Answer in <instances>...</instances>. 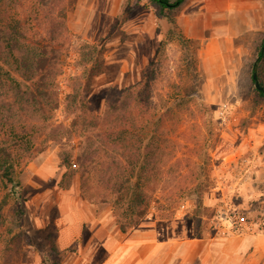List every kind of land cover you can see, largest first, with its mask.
Returning a JSON list of instances; mask_svg holds the SVG:
<instances>
[{"label":"rangeland","instance_id":"374dc122","mask_svg":"<svg viewBox=\"0 0 264 264\" xmlns=\"http://www.w3.org/2000/svg\"><path fill=\"white\" fill-rule=\"evenodd\" d=\"M51 1L48 19L41 0L5 3L10 13L33 25V39L62 51L53 124L69 125L66 97L77 83L99 117L121 91L135 87L144 90L134 111L137 116L144 108V120L156 121L168 107H179L174 109L179 117L167 125L171 149L161 181L137 227L157 222L184 229L189 237L223 234L229 223L222 225L217 216L225 212L235 214L236 232L264 234V99L253 78L256 74L260 82L254 64L264 40V0H233L231 10L197 11L203 18L192 35L185 10L190 0H184L176 25L187 44L165 41L169 23L149 0H123L115 13L110 12L113 0H104L108 6L98 10L96 0ZM85 44L97 48L91 63H86ZM259 73L264 83V66ZM80 143L78 136L72 139L75 154ZM44 146L18 167L17 188L0 183V264H62L57 244L62 213L85 210L63 205L65 199L83 200L119 229L114 209L101 202L107 196L103 187L86 197L79 176L70 190L59 187L62 160L71 149L67 142L37 144Z\"/></svg>","mask_w":264,"mask_h":264},{"label":"trees","instance_id":"16d2710c","mask_svg":"<svg viewBox=\"0 0 264 264\" xmlns=\"http://www.w3.org/2000/svg\"><path fill=\"white\" fill-rule=\"evenodd\" d=\"M158 7V15L169 23L166 42L188 40L176 25L177 6L169 0H149ZM179 1V0H177ZM6 0H0V183L4 189L17 188L16 175L27 157L32 156L41 144L51 141L67 142L71 149L65 152L64 173L59 187L70 190L76 176L80 178V191L86 197L94 190L104 188L106 197L115 212L120 231L127 233L137 227L148 215L153 193L161 181L162 167L169 157L170 130L167 125L179 117L171 107L156 121L135 115L136 106L142 105L144 90L129 88L121 91L102 117L93 114L86 102V93L78 83L66 97L69 125L53 124L59 107L58 78L62 72V51L30 35L31 24L10 13ZM176 3V2H175ZM51 0H41L45 18L54 11ZM12 14V15H11ZM47 16V17H46ZM56 30V29H55ZM51 28V33L55 31ZM86 63L93 62L97 48L85 44ZM264 66V40L254 71L258 74V96L264 99V83L260 70ZM178 112V111H177ZM171 118V119H167ZM169 123V124H168ZM78 136L81 143L78 153L72 139ZM75 146V145H73Z\"/></svg>","mask_w":264,"mask_h":264},{"label":"crops","instance_id":"0c3cea01","mask_svg":"<svg viewBox=\"0 0 264 264\" xmlns=\"http://www.w3.org/2000/svg\"><path fill=\"white\" fill-rule=\"evenodd\" d=\"M98 1L94 2L97 10L100 5L109 4ZM122 3L123 0H113L110 12H119ZM235 4L233 0H190L185 5L189 12L186 20L191 23L190 35L203 18L196 14L197 11L206 13L211 6L219 11L231 10ZM65 204L72 205V209L83 207L85 210L62 213L57 240L63 256L62 264H264V234L261 233L218 232L189 237L184 229L177 231L166 223L161 227L157 222L124 233L113 229L110 221L98 217L83 200L80 203L65 199Z\"/></svg>","mask_w":264,"mask_h":264},{"label":"built area","instance_id":"2783aa9c","mask_svg":"<svg viewBox=\"0 0 264 264\" xmlns=\"http://www.w3.org/2000/svg\"><path fill=\"white\" fill-rule=\"evenodd\" d=\"M217 218L222 225H225L226 222L229 223V228H228L227 232H236L237 231V227L235 225V218H236L235 214L228 215V213L222 212L217 216ZM224 233L225 232L223 231V234Z\"/></svg>","mask_w":264,"mask_h":264},{"label":"water","instance_id":"95a60500","mask_svg":"<svg viewBox=\"0 0 264 264\" xmlns=\"http://www.w3.org/2000/svg\"><path fill=\"white\" fill-rule=\"evenodd\" d=\"M180 1H181V0L177 1L176 3L168 4V5H169V6H177V5H179ZM253 78H254V80L256 81V86H257L258 88H260L259 82L257 81V75L254 74V75H253Z\"/></svg>","mask_w":264,"mask_h":264}]
</instances>
